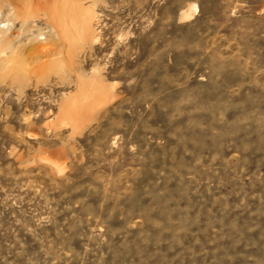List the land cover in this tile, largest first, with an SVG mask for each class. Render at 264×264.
<instances>
[{"label":"rangeland","instance_id":"374dc122","mask_svg":"<svg viewBox=\"0 0 264 264\" xmlns=\"http://www.w3.org/2000/svg\"><path fill=\"white\" fill-rule=\"evenodd\" d=\"M80 1L76 63L0 1V264H264V0Z\"/></svg>","mask_w":264,"mask_h":264},{"label":"bare ground","instance_id":"6f19581e","mask_svg":"<svg viewBox=\"0 0 264 264\" xmlns=\"http://www.w3.org/2000/svg\"><path fill=\"white\" fill-rule=\"evenodd\" d=\"M0 1L7 4L15 19L23 25H26L30 20L41 17L48 19L49 27L55 39V43L52 41L53 49L47 47L50 40L44 36L45 33L37 36V41H41L43 46H36L33 49L42 48V50L48 52L47 54L52 51L55 52L54 54H59L61 49H65L68 50L70 60L76 63L80 50L85 46L95 44L98 40V34L94 25L95 15L92 11L88 10L91 8L84 10L80 0H43V8L35 6L33 0ZM20 36L22 37L20 33L12 31L8 28L7 24L0 22V45H4L3 49L0 50V59L8 57L7 49L15 46L17 44L15 40L19 39ZM43 54L45 53L43 52ZM102 95L103 88L101 87L85 90L84 94L85 97H92V99H97Z\"/></svg>","mask_w":264,"mask_h":264}]
</instances>
